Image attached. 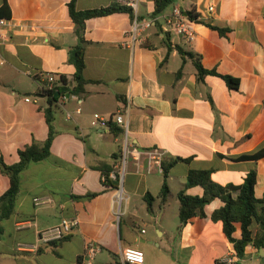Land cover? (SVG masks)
I'll list each match as a JSON object with an SVG mask.
<instances>
[{"label": "crops", "instance_id": "0c3cea01", "mask_svg": "<svg viewBox=\"0 0 264 264\" xmlns=\"http://www.w3.org/2000/svg\"><path fill=\"white\" fill-rule=\"evenodd\" d=\"M70 1L0 0V9L7 4L11 13L3 32L9 37L0 43L5 62L0 65V159L14 164L19 149L33 139H47L46 75L65 77L69 89L66 99L62 95L53 105L58 134L50 156L22 172L15 211L0 222V264H81L88 241L102 247L96 264L117 263L125 248L142 250L144 264H224L228 257L233 264H264V254L253 246L239 258L222 223L212 220L224 205L221 199L182 229L168 213L170 201L180 207L178 194L190 170H212V180L220 185H241L256 170L255 196H264V157L239 159L264 148V0H176L159 16L154 15L156 0H135L133 13L86 20L83 77L90 82L79 93L72 92L76 68L70 50L79 38ZM124 1L77 0L76 9L128 7ZM176 6L196 15L195 41L162 34V16ZM136 18L158 20L143 33L142 43L126 46L133 42L125 31ZM197 61L217 75L200 77ZM222 76L238 79L239 87L230 88ZM78 108L81 114L74 113ZM118 111L125 112L132 144L162 154L159 162L130 159L122 189L106 188L103 175L120 157L125 136L113 131L119 128L115 122L109 128L92 125L94 114ZM176 158L190 160L176 162L165 179L162 164ZM165 181L170 192L162 205ZM9 187L0 170V196ZM89 193L99 195L83 198ZM186 193L202 196L204 188ZM148 194L155 198L152 217L142 220L143 226L135 224L138 230L123 227V216L149 212ZM36 198L47 201L37 205ZM63 218L79 219V227L63 242L46 239L43 233ZM234 237H241L240 223Z\"/></svg>", "mask_w": 264, "mask_h": 264}, {"label": "trees", "instance_id": "16d2710c", "mask_svg": "<svg viewBox=\"0 0 264 264\" xmlns=\"http://www.w3.org/2000/svg\"><path fill=\"white\" fill-rule=\"evenodd\" d=\"M76 1L71 0L69 3L70 16L75 24V32L79 38L77 45L70 50V62L75 66L76 72L74 74V86L72 92H80L84 89V86L90 81H87L83 77V70L85 68L84 52L86 40L84 39L83 32L85 29V22L88 19L106 16L112 13L120 12L122 10H128L133 13V8L122 7L119 5H112L106 8L92 9L86 11H78L76 9ZM176 0H156L155 1V16L161 15L170 5ZM188 15L196 20V15L189 11ZM11 16L9 7L5 4L0 9V18H9ZM223 32V30L218 29ZM196 66L199 72V76L203 77L205 74H216L215 71L205 70L202 64L197 61ZM227 82L228 86L232 89L239 87L240 81L231 76H222ZM64 86L55 88V91L47 94L49 106L45 110L46 121L49 127V133L47 139L43 142H39L33 139L32 143L24 148L18 150L19 161L14 164H7L3 158L0 159V170L3 174L7 175L10 179L9 189L0 196V222L9 218L15 211V205L17 198L21 190V174L26 170L30 164L36 163L47 159L51 154V147L58 132L55 127V116L53 112V105L62 95H67L69 89L65 87L67 81L65 77L61 78ZM71 87V86H70ZM59 96H56V94ZM118 135L121 132L120 128L113 129ZM264 157V148L252 155H245L240 157V160H259ZM190 159L176 158L168 164H162L163 175L165 179L168 177L169 168L178 161L188 162ZM109 171H106L104 175L107 176L104 186L106 188H117V183H114L108 176ZM257 183V172L252 170L246 177L245 181L241 185H220L212 180V170H190L185 184V189L180 191L178 199L180 202L179 207V219L180 227L187 224V222L196 216L205 217V207L210 204L214 199L219 198L224 202V205L215 210L212 215V220L215 222H221L223 225L224 233L231 243L234 245V249L239 258L245 255L246 248L253 246L257 250L264 249V196L258 199L255 196V185ZM201 186L204 188V194L202 196H191L186 193V189ZM169 187L165 181L159 195L161 204L163 205L168 200ZM99 193H89L83 198L91 199L95 198ZM147 208L150 213H154L153 202L155 198L148 194L146 196ZM241 225V237L235 238L236 224ZM257 225V230H254V226ZM1 233V230H0ZM67 238L60 239L59 242L65 241ZM56 245V243H53ZM118 264V263H114Z\"/></svg>", "mask_w": 264, "mask_h": 264}, {"label": "built area", "instance_id": "2783aa9c", "mask_svg": "<svg viewBox=\"0 0 264 264\" xmlns=\"http://www.w3.org/2000/svg\"><path fill=\"white\" fill-rule=\"evenodd\" d=\"M129 7L136 9L137 3L135 0H125L124 1ZM209 11H214V6L211 5L209 7ZM162 24H161V32L163 35H177L181 37L186 42H193L197 37V32L195 31L193 25L196 22L195 19H192L187 12L183 10V8L176 6L173 10L166 15L162 16ZM157 18L139 20L135 19L132 26L125 31V35L131 37V43H124L126 46L133 47L135 43L143 42V33L151 28L157 22ZM9 20L7 18H0V43L3 40H6L9 37V34H3L4 31L7 30ZM5 62L0 59V65H3ZM47 79V87L44 89V92L48 94L49 92L55 91V88L60 86V84H64L62 79H58L55 74L48 73L46 75ZM66 99V96L63 95ZM26 101H30L29 98ZM127 111H129L127 109ZM76 114H81V109L78 108L75 110ZM66 116L69 120L73 119V113L67 111ZM115 122L116 125L122 130L124 134V141L122 146V151L120 157L116 160V163L113 165L112 169L109 171L108 176L114 182L117 183L118 189H122V185L124 183V178L128 170V165L130 159H134L135 161H140L142 156H146L150 159V161L156 160L161 161L162 154L158 153L155 150H142L132 144L128 137V123L127 118L124 111H118L114 115L105 116L99 113L93 115L92 125L95 127L101 128H109L110 123ZM107 179L106 175H103V181L105 182ZM117 193V199L121 200L122 194L120 190ZM35 203L38 205L47 200H43L40 198H36ZM79 227V219L77 218H63L61 223L43 233V236L47 239L49 237H56L59 240L66 238L71 235L74 229ZM144 232V231H143ZM102 252V247L95 241H88L86 243L84 252L80 257L81 264H96V259L98 255ZM233 259L228 257L224 259V264H233ZM118 264H144L145 263V253L137 248H125L120 252V258L117 262Z\"/></svg>", "mask_w": 264, "mask_h": 264}, {"label": "rangeland", "instance_id": "374dc122", "mask_svg": "<svg viewBox=\"0 0 264 264\" xmlns=\"http://www.w3.org/2000/svg\"><path fill=\"white\" fill-rule=\"evenodd\" d=\"M168 213L169 215L172 217V224H175V220H173V218L177 217L176 223L180 222L179 219V206L178 204H175V201H170V206L168 207ZM151 213L147 212L146 210L142 211H137L135 214L129 215L127 214V216H123V221H122V225L123 227L126 224H129L133 230H138L137 227H133L135 226V224H139L141 226H143V221L144 219H150ZM150 230V232L152 234H154V230L153 228H148ZM119 233H121V224L119 225ZM105 254V252H104Z\"/></svg>", "mask_w": 264, "mask_h": 264}, {"label": "water", "instance_id": "95a60500", "mask_svg": "<svg viewBox=\"0 0 264 264\" xmlns=\"http://www.w3.org/2000/svg\"><path fill=\"white\" fill-rule=\"evenodd\" d=\"M56 96H59V94L57 93ZM260 251L264 254V249H261Z\"/></svg>", "mask_w": 264, "mask_h": 264}]
</instances>
